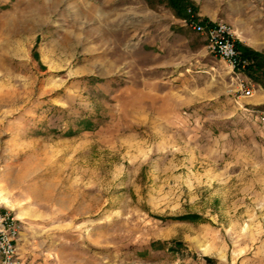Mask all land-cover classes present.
Returning <instances> with one entry per match:
<instances>
[{"label": "rangeland", "instance_id": "374dc122", "mask_svg": "<svg viewBox=\"0 0 264 264\" xmlns=\"http://www.w3.org/2000/svg\"><path fill=\"white\" fill-rule=\"evenodd\" d=\"M0 212L24 264H264V0H0Z\"/></svg>", "mask_w": 264, "mask_h": 264}, {"label": "built area", "instance_id": "2783aa9c", "mask_svg": "<svg viewBox=\"0 0 264 264\" xmlns=\"http://www.w3.org/2000/svg\"><path fill=\"white\" fill-rule=\"evenodd\" d=\"M184 23L203 34L209 51L224 59L232 70L240 71L247 66L249 60L242 57L227 23L213 21L204 25L193 20H184ZM239 84L245 94H251L252 88L243 79ZM20 227V222L9 212H0V264H24L17 252Z\"/></svg>", "mask_w": 264, "mask_h": 264}, {"label": "trees", "instance_id": "16d2710c", "mask_svg": "<svg viewBox=\"0 0 264 264\" xmlns=\"http://www.w3.org/2000/svg\"><path fill=\"white\" fill-rule=\"evenodd\" d=\"M175 1V0H174ZM176 2H178V1H176ZM237 46V45H236ZM238 47V46H237ZM249 53H250V55L252 54V56H254V57H258L259 55H260V52L259 51H257V50H254V49H252V48H249V47H243V49L241 50V55H242V57H246V58H250L249 57Z\"/></svg>", "mask_w": 264, "mask_h": 264}]
</instances>
